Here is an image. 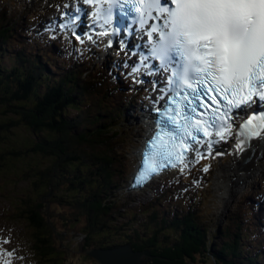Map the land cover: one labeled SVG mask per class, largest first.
I'll return each mask as SVG.
<instances>
[{
    "label": "trees",
    "instance_id": "obj_1",
    "mask_svg": "<svg viewBox=\"0 0 264 264\" xmlns=\"http://www.w3.org/2000/svg\"><path fill=\"white\" fill-rule=\"evenodd\" d=\"M4 9L2 5L0 62L3 60L1 54L8 50L9 24L13 18ZM20 57L24 59L22 63L5 70L0 67V141L12 140L18 126L27 128L29 125L35 136L34 139L25 138L20 145L13 140L12 148L1 150L0 170L10 163V157L40 154L52 158V163L44 170L21 161L28 164L27 176L35 178V189L18 199L21 214L18 213L17 218L23 216L28 220L33 231L31 251L34 249L33 252L38 254L41 264H99L83 253V249L118 246L123 242H130L137 250L149 248L153 257L145 264H198V261L263 264L259 260L264 259V250L255 254L248 242L252 241L251 232L259 231L257 222H262L264 213L257 215L247 202L245 208H240L227 221L225 230L219 231L222 239L215 245L207 237L204 227V213L209 214L204 207L206 190L199 191L190 211L176 213L173 220L168 217L170 212L165 213L160 206H142L143 216L137 220L139 213L136 212L131 217L130 230L124 232V236L118 234L122 233L125 223L117 227L115 235L114 217L124 213L117 208L115 173L109 171V164L97 167L89 162H92L90 154L93 150L103 148L113 134H122L124 129L119 123L117 126L96 125L97 115L71 117L70 111L80 106L81 101L89 103L90 100L94 105L96 99V103L108 105L118 94L123 96L119 77L114 71L118 66L113 63L111 67L86 72L74 65L72 70L46 73L39 56ZM43 82L48 85L45 90L41 87ZM26 115H32L34 119H27ZM72 173L76 177H72ZM91 175L97 179H91ZM57 187L66 193L73 190L74 194L68 198L63 195L51 198L49 193ZM126 215L130 216V213L127 211ZM246 217L256 222L246 226L243 223ZM138 223L140 226H136ZM64 230L68 231L67 236L63 235ZM13 260L14 257H5L4 250L0 251V264H13Z\"/></svg>",
    "mask_w": 264,
    "mask_h": 264
},
{
    "label": "snow or ice",
    "instance_id": "obj_2",
    "mask_svg": "<svg viewBox=\"0 0 264 264\" xmlns=\"http://www.w3.org/2000/svg\"><path fill=\"white\" fill-rule=\"evenodd\" d=\"M84 2L93 4L100 0ZM108 2L111 5L119 0ZM125 3L135 6L148 19L153 18V12L160 13L155 19L162 20V25L151 26L149 32V36L152 32L159 34L151 55L162 65L171 66L176 63L173 54H177L180 67L172 75L178 77L181 89H191L185 97L188 103L183 105L182 119L170 117L178 131L161 129L149 141L152 151L144 154L145 168L138 170L140 176H146L159 171L161 157L180 158L177 148L182 150L189 145L176 144L178 138L182 141L190 135L196 140L193 133L201 131L210 136L208 129L218 124L223 127L221 122L231 119L233 109L264 103V0H125ZM107 20L111 21V8ZM205 116L207 119L196 118ZM218 134L224 138L222 133ZM240 135L264 138V111L244 120Z\"/></svg>",
    "mask_w": 264,
    "mask_h": 264
},
{
    "label": "rangeland",
    "instance_id": "obj_3",
    "mask_svg": "<svg viewBox=\"0 0 264 264\" xmlns=\"http://www.w3.org/2000/svg\"><path fill=\"white\" fill-rule=\"evenodd\" d=\"M54 1L56 0H46L37 3H31L32 1L30 2V0H15V2L18 3V6H21V8L18 9V12L22 14H26V12L31 10L38 11L40 8L48 6V4ZM54 12H56V10H54ZM36 24L39 27H41L40 21H37ZM65 40L66 42H68L67 38H65ZM66 42H61L59 45L61 47H67L68 45ZM16 48L17 45H14V47L11 48V52L15 51ZM101 57H102V52H99L98 58H94L93 61L95 63L100 62ZM6 62L10 63V59L8 57L6 58ZM142 103H143L142 99L136 101V105H138V107L141 106ZM114 104L116 109L119 108L121 109L116 110L114 112H107L106 113L107 116L100 118L99 120L97 117L96 125H102L105 123L109 124L114 119L119 120L118 117L122 109H123V116L125 118L128 103L126 101L123 102L120 98H117L115 99ZM74 113L75 111L71 110L70 116H73ZM128 114H130V116L136 115V113H134L133 111H129ZM26 118L34 119L32 115L31 116L26 115ZM127 122H124L119 126L123 128L124 126H129L128 124L131 125H134V123L135 125L137 124V121L130 122V120H128ZM92 127H95V125H92ZM15 129L16 132L13 134L12 140H10L9 142L6 139L0 141V152L1 150L12 148L11 144L13 143V140H17V144L20 145L22 141L26 140L25 138L34 139L35 134L31 130L29 125L27 128H22L21 126H18ZM1 132L2 131H0V133ZM145 133L146 132L144 129L141 133L139 131V128L137 127L135 129H129L126 135L124 136L123 134H119V135L113 134L112 138L109 140L107 144L104 145L103 148L92 151V153L90 154V159L92 162L101 161L104 163L105 162L108 163L112 167V169L115 172H117L119 176H121V179L118 178V180L121 184H123L128 177L129 169L135 163V158L137 157V151H138L137 142H140L143 139ZM119 150H122V154L118 153ZM225 151L226 149L223 150V155L225 154L227 155V152ZM231 155L232 156H226V157L223 156L224 157L223 159L217 157L216 161H214L213 159L214 168L212 171H210V173H207V171L203 170L198 174L190 176L193 178H198L199 180L202 181L204 180V183L210 182L211 179H213V189L211 186L207 190L205 204H204L205 210L209 209L210 212L208 216L206 213H204L208 221L207 226H209L210 228H213L214 226H216V224L219 225L221 222L222 224H226L227 218H225V213L227 212L226 213L227 215L229 214V212H232L234 210V206L236 202L241 200V197L245 195L248 188L253 187L256 190L261 191L258 186L259 183L258 179L259 177H261V175L262 176L264 175V168H262L261 171H256L250 181H245V182L240 181L243 184L239 185V191H237L234 194L231 202L229 203L228 209L224 211V208L221 207V204L225 207L221 198V193L220 191L216 190L214 187H215V182L217 180V176L218 177L220 176L219 170H221V168L224 165H228L232 162L234 158L233 153ZM9 159H11L9 160L10 163L4 165L3 168L0 170V238H6L7 235L10 236L11 241L6 246H8V250L11 254V258L14 257L13 264H38V257L34 254V252L31 251L32 249L31 237L33 235V231L29 226V222L26 219V217L21 216V218H17L18 213L20 212V209L17 208L18 199L21 198L22 195L25 196L26 194L33 192L35 189L34 186L35 178L34 177L29 178L27 176V172L30 171V169L28 170L29 166L28 164H25L24 162L21 161L22 160L27 161L37 167L46 168L49 164L52 163V158L42 156L40 154L39 155L31 154L29 157L26 158L10 157ZM61 165L63 166L64 162H62ZM234 174L236 173L232 172V175L228 174L229 179ZM174 176L175 174H171L170 176L165 177L163 181L160 183L161 185L160 184L158 185L164 188L165 186L173 182V178H175ZM72 177H76V176L73 174ZM91 179L95 180L97 178L91 175ZM68 186L71 185L68 184ZM169 190H171L169 195L162 196L163 199L161 201V206L163 208H168L172 210L176 208L179 209V206H176L177 204L184 206V208L188 207V202L191 200V197H193L194 195L193 193H191V191L193 190V186L190 187L188 183H178ZM126 191L127 190L124 186H121L117 191V198H118L117 208H121L122 212L124 213L121 216L114 217V221H113L116 224H120V225L126 223L124 225L122 233L130 230L129 228L132 221L131 217H134L135 213L140 210V206H141L140 204L146 206L149 204L154 205V203H150V201L156 197V193H157V191L153 188H151L150 190H145L138 194L137 193L129 194ZM72 194H74L73 190L66 193L63 192L61 188L57 187L54 191L51 192L50 197L52 198V196L57 197L58 195H63L68 198V196ZM215 195H216V199H215ZM219 196L221 203L218 200ZM53 211L54 210L51 209V212ZM127 211L130 213V216L126 215ZM142 216L143 215L139 213L137 216V220ZM77 235L79 237L80 233L78 232ZM79 242L80 241H78V243ZM1 244H5V241L0 242V250L2 249Z\"/></svg>",
    "mask_w": 264,
    "mask_h": 264
},
{
    "label": "bare ground",
    "instance_id": "obj_4",
    "mask_svg": "<svg viewBox=\"0 0 264 264\" xmlns=\"http://www.w3.org/2000/svg\"><path fill=\"white\" fill-rule=\"evenodd\" d=\"M58 6H59V2H56V3L52 4L49 7V9H52L53 7H58ZM67 13L69 15V14L72 13V11L71 10H67ZM80 19H81V21L84 20V18H82V17H80ZM80 19H79V21H80ZM76 23H79V22H76ZM92 51H94L95 54H98L99 53L93 47H92ZM109 57H110V59H115L116 61H118L117 53L116 52H110L109 53ZM138 57L141 58V59H143L144 61H146V59L144 58V56L142 55V53L138 54ZM104 58L106 59L107 56H104ZM116 64L119 65L120 71L123 72V66H125V63H119V64L116 63ZM126 85H127V83H126ZM130 89H132V88H130ZM113 92H114V90H113ZM160 113L165 115V112H162L161 111ZM149 133H150V130H148L144 134L143 137L146 138ZM140 146H141V144H140ZM118 153L119 154H122V150H119ZM256 155L253 157L252 160H250L248 163L245 164V162H244V160H245V154L243 153V154L240 155V154H238V151L237 150H234V160H232V163L231 164L226 165L224 167V169H222V175L221 176H219V177L217 176V180L215 182V187L214 188L216 190L220 191L221 198H222V201H223L224 205L225 204L226 205L229 204V202H230L229 199L231 200V198L236 193V189H238L236 187L237 186L239 187V185H234V178H237V179L241 180L242 182L243 181L244 182L245 181H250L251 178L253 177V175L255 174V172L256 171H259L261 168H263V166H264V157H261L259 159H255ZM232 172H234L236 174H234L229 179L228 174H231L232 175ZM117 186H121V184L120 185L117 184ZM167 209L168 208H163L164 211L167 210ZM67 234H68V231L67 230H64L63 235L64 236H67ZM83 250H85V253L87 255H90V254L87 253V251L90 250V249L85 248ZM146 250L151 251L149 248H147ZM262 262L264 264V260H262Z\"/></svg>",
    "mask_w": 264,
    "mask_h": 264
},
{
    "label": "water",
    "instance_id": "obj_5",
    "mask_svg": "<svg viewBox=\"0 0 264 264\" xmlns=\"http://www.w3.org/2000/svg\"><path fill=\"white\" fill-rule=\"evenodd\" d=\"M100 264H143L148 260L144 256H150L148 250H134L129 245H122L117 248H94L87 251Z\"/></svg>",
    "mask_w": 264,
    "mask_h": 264
},
{
    "label": "clouds",
    "instance_id": "obj_6",
    "mask_svg": "<svg viewBox=\"0 0 264 264\" xmlns=\"http://www.w3.org/2000/svg\"><path fill=\"white\" fill-rule=\"evenodd\" d=\"M8 164V163H7ZM38 168H41V167H38ZM45 168H41V170H44ZM83 177V176H82ZM60 188V187H59ZM56 189V188H55ZM51 195V193H49ZM49 195H47L48 197ZM167 211H173L172 209H168ZM19 214H21V211L19 212Z\"/></svg>",
    "mask_w": 264,
    "mask_h": 264
}]
</instances>
